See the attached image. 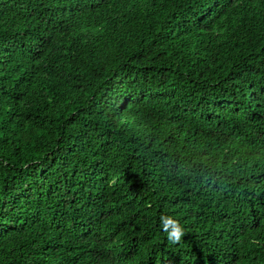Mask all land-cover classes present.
<instances>
[{
	"label": "trees",
	"instance_id": "obj_1",
	"mask_svg": "<svg viewBox=\"0 0 264 264\" xmlns=\"http://www.w3.org/2000/svg\"><path fill=\"white\" fill-rule=\"evenodd\" d=\"M0 264H264V0H0Z\"/></svg>",
	"mask_w": 264,
	"mask_h": 264
}]
</instances>
